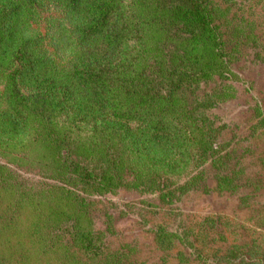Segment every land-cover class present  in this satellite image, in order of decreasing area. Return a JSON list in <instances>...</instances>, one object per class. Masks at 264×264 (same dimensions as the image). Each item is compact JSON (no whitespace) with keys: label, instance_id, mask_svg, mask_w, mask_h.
<instances>
[{"label":"rangeland","instance_id":"obj_1","mask_svg":"<svg viewBox=\"0 0 264 264\" xmlns=\"http://www.w3.org/2000/svg\"><path fill=\"white\" fill-rule=\"evenodd\" d=\"M209 3L230 59L223 75L203 83L216 100L208 109L220 129L216 154L204 150L192 126L180 129V153L168 164L124 139L127 182L115 192H79L81 204L56 186L30 91L19 86L22 99L7 96L12 68L0 64V110L12 105L23 117L14 129L0 111V264H264V0ZM54 14L27 11L18 28L22 37L36 36L52 70L66 74L75 49L57 39L59 21L47 20ZM169 119L188 124L177 109ZM159 174L163 191L143 185ZM59 211L103 243L101 256L85 257L75 246L34 248L28 234L47 233Z\"/></svg>","mask_w":264,"mask_h":264},{"label":"trees","instance_id":"obj_2","mask_svg":"<svg viewBox=\"0 0 264 264\" xmlns=\"http://www.w3.org/2000/svg\"><path fill=\"white\" fill-rule=\"evenodd\" d=\"M41 8L56 12L47 20L59 21L53 24L57 39L75 49L66 74L52 70L49 55L35 47V35L20 34L26 12ZM216 20L209 0H0V64L13 75L7 96H19V86L30 91L31 113L39 117L51 161L48 172L64 195L81 204L79 192L104 194L123 186L124 139L168 164L180 153V129L192 126L204 150L216 154L220 129L208 112L216 100L203 83L223 75L230 61ZM172 108L188 124L170 121ZM0 111L14 129L20 127L18 109ZM162 178L143 185L163 191L168 186ZM48 228L28 234L35 249L75 246L85 257L103 253V243L65 212Z\"/></svg>","mask_w":264,"mask_h":264}]
</instances>
